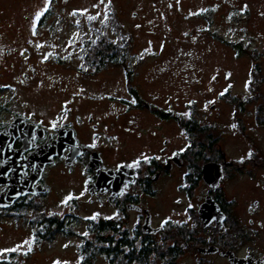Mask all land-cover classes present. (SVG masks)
I'll return each mask as SVG.
<instances>
[{"label": "rangeland", "instance_id": "374dc122", "mask_svg": "<svg viewBox=\"0 0 264 264\" xmlns=\"http://www.w3.org/2000/svg\"><path fill=\"white\" fill-rule=\"evenodd\" d=\"M193 1L116 0L122 20L129 29L135 26L132 32L136 42L132 52L140 48L146 50L143 61L133 67V80L130 85L137 89L147 103L163 109L172 108L186 116L191 113L201 122L216 123V133H221L222 136L218 142L219 147L215 149L219 148L218 152L223 151L227 161L239 165L238 169H233V165L228 167L230 174L220 183L224 199L230 201L232 207L230 211L234 213L232 216L238 217L235 222L231 219L223 229V232L230 233L229 236L225 234L224 240L238 244V238L233 232L240 229V224L248 225V219H252L253 226L250 229H255L256 233L239 241L241 244L239 251L242 253L252 251L254 254L264 255V95L260 99L252 97L241 100L240 98L247 93L245 78L250 63L248 54L235 56L233 47H226L215 40L209 41L204 34L199 35L198 39L193 37L197 35L193 26L200 21L197 18L187 17L193 9L191 7ZM45 2L46 0H24L28 5L27 9L32 10L36 7V12ZM257 2L263 3L264 0ZM47 3L49 8L44 20L46 30L41 29L40 34L38 31L36 44L42 46L45 43L47 47L50 45L54 53L58 51L63 56L68 51V68L64 65L62 68L53 66L54 71L67 72L68 76L67 78L65 76L61 82L52 83L51 89L39 78L25 84L11 85L0 82V86L5 88L0 95V101L12 98L9 100L11 111H3L0 114V121L17 111L60 121L65 113L64 107L67 106L70 109L67 119L72 121L77 116L84 119L78 128L85 132V129H88L85 119L87 113L91 112L94 119L99 118L101 121L100 132L95 135L108 163L118 158L133 160L144 155L146 150H157L163 145L162 140L165 137L169 139L171 147L182 145L185 147L192 142L194 136H187L175 120L156 121L145 109L129 110L128 114H139L137 128L132 122L130 125L127 124L134 129L130 135L124 136L121 132L122 124L118 125L129 116L126 118L115 116V121L112 120V124L108 127L114 111L125 113L132 106L130 103L133 99L125 84L127 69L110 66L95 73H91L87 68L80 69L81 50L78 47L81 39L88 36L89 28L84 27L81 31H76L75 23L80 20H75V16L67 13V10L70 11L73 7L87 10L84 15H80V19L84 20L88 14L96 16L97 13H101L103 6L99 0H50ZM251 9L248 19L245 20L243 17L240 21L228 23L230 28L238 29L240 25L249 26L251 22L259 24L257 9ZM133 10L138 11V19L130 15V11ZM165 10L167 14L163 15L162 12ZM15 17L9 19L12 27L16 24L24 26L26 23H32L33 20H25L19 14ZM150 20L156 22V25L146 24V21ZM1 26L4 25L0 22V28ZM153 27L156 29L154 33H150ZM248 31L252 33L250 27ZM245 33L241 35L245 36ZM223 34L232 42H239L242 38L239 31L233 33L229 28ZM261 43L263 45V41ZM261 49L264 50L263 46ZM37 58V66L43 65L39 55ZM262 64L264 67V55ZM219 65L223 67L220 68ZM219 68L220 71L223 68L228 69L230 94L239 95V100L235 96L233 99L230 94L228 98L215 96L208 98L211 96L207 94L209 88L211 92L216 93L223 84L212 83L204 77L209 76L212 71L217 69L219 71ZM184 72L190 77L187 76L188 78L182 80ZM199 76L204 79L196 81L194 77ZM261 91L264 94V84L261 86ZM110 96L115 97V100L110 99ZM236 101L241 109L234 113L232 108ZM105 134L108 137H105ZM111 135L118 138L114 140L109 137ZM114 145L119 146V153L113 151ZM204 152L206 156L211 155L209 152ZM211 153L217 155L216 151ZM245 157L248 159L244 160ZM58 168L54 166L48 172L54 189L51 196L37 200L36 207L28 206L25 213L19 216L14 210L0 211V250L23 245L18 251L0 255V264H54L56 261L60 264L65 262L66 264H122L120 261L109 262L103 253L95 249L94 256L89 262L86 260L87 254L83 251L82 245L85 238H92V233L89 231L92 217L95 216L94 220L119 219L121 214L115 211L105 196L89 199L84 193L82 182L87 174L81 164L75 165L63 176L57 172ZM185 187L181 170H173L157 182L156 195L147 198L146 202L153 213V223L160 224L165 221L168 226L164 233L161 232L152 238L159 240L162 235L168 237L171 232L173 234L174 229L183 225L188 232L192 231L194 238L191 246L184 243V248L176 258L177 264H230L221 255H201L196 251V246H205L213 234L212 229L207 226L206 229L197 222L194 212L199 195L206 186L200 181L196 190L190 191V195L183 193ZM70 194L73 199L61 209L62 201ZM177 198H180V202H177ZM55 211H58L57 213L63 211L65 220L70 221L71 232L56 233L51 241H38L34 236V222H30L31 219L34 221L36 219L34 217L41 214L56 215ZM125 221L124 226L128 228L129 234L134 236L135 215H131ZM258 221L262 226L257 224ZM246 231L249 232L247 229ZM215 234L218 235V231H215ZM201 238L205 243L200 241ZM26 241H31L30 252Z\"/></svg>", "mask_w": 264, "mask_h": 264}, {"label": "flooded vegetation", "instance_id": "af4514ba", "mask_svg": "<svg viewBox=\"0 0 264 264\" xmlns=\"http://www.w3.org/2000/svg\"><path fill=\"white\" fill-rule=\"evenodd\" d=\"M48 1L50 0H46L44 4L42 3L39 8L40 10L36 12V7H33L32 10L27 9L28 5L24 3V0H0V22L5 26H1L0 28V82L11 85L14 83L25 84L39 78L41 82L48 84L49 89H51L52 83L61 82L65 76L67 78V72L60 73V71H54L53 66L62 68V65H64L65 68H68V51H66L63 56L58 51L54 53L50 45L47 47L45 43L42 46H38L36 44V35L38 31L40 34V30L45 27L44 20L47 16L49 8L47 3ZM257 1L258 0L193 1L191 6L193 9L187 17L197 18L200 20L193 26L196 31L195 34H197L196 36H193L195 39H198L199 35L204 34L208 37L209 41L215 40L226 47H233L235 56L248 54L250 57L249 69L246 72L247 77L245 78L247 82L245 86V89L247 90L246 94L244 93L241 97L233 93L230 94L228 86L229 71L227 68H223L220 71V68L223 66L219 65V71L217 69L210 72L209 76L204 77L211 80L212 83L220 82L223 84L221 89L216 93L211 92V88H209V92L207 94H210L211 96H208V98L213 96L216 98H228L230 94L232 97L235 96L237 100H239V97L241 100H248L252 97L260 99V97L264 95L261 91V86L264 84V67L262 64L264 50L261 49L262 46L264 49V2L259 3ZM105 5H108V7L105 8ZM102 6L103 10L99 13V15H96L97 18L95 20H89V14L84 20L80 19L79 13L73 16H75V20H80L75 23L74 29L76 31H81L84 27L89 28L87 31L89 32L88 36L85 39H81L78 47L81 50L80 69H90L91 73L99 72L110 66L128 69L125 71V84L128 89V93L133 99V102L130 103L133 107H129L125 113H122V111H114V113L111 114L113 117L110 119L108 127L112 124V120L115 121V116H124V118L129 116L124 119L122 123H118V125L120 126L122 124L123 131L121 132L124 136L132 134L134 129L128 125L132 122L137 128L139 114H128V112H130V109L135 108L147 110L152 116V119H155L156 121L175 120L177 125L184 131L182 121L193 118L191 113L186 116L175 109H163L154 104L147 103L140 96L137 89L130 85L131 80H133V67L143 61V54L146 50L145 48H140L132 52L136 42L135 36L132 32L135 26H132V28L129 29V27L122 20L117 10L116 0H110V3L109 0H104ZM251 7L253 9H251ZM45 8H47V11H44ZM254 8L257 9V23L259 22V24L251 22L249 26L240 25V28L238 29L235 27L230 28V24L228 25V23L240 21L243 17H245V20L248 19L250 9L254 10ZM75 10L79 9L73 7L72 10H67V13L72 14ZM42 11L43 15L39 20H37V13ZM105 13L108 15L107 20H104ZM16 14L21 15V17L25 20L33 19L32 23H26L24 26L16 24L15 27H12V23L9 19L16 18ZM142 14L143 13H141V15ZM162 14L166 15V10L162 12ZM130 15L134 19L139 18V13L136 10L130 11ZM147 23H150L153 26L156 25V22H152V20L146 21V24ZM249 27L252 30V33L248 31ZM253 27L257 28L254 29ZM228 28L233 33H235L236 30L239 31L240 35L243 32H246L245 36L241 35L242 38L239 42H232L223 34L228 30ZM155 29L156 28L153 27V29L150 30V33H154ZM91 37L93 38V41H99V43L92 46L90 41ZM261 41H263V45ZM148 43H150V41H148ZM41 44L42 43H40V45ZM51 45L53 46V44ZM259 45L261 48H259ZM100 47L108 52L109 57L104 60L102 66H95V64H92L90 60L85 59V50L86 52L96 50V52H99L101 50H99ZM138 51H140V53ZM38 55L43 65L37 66ZM46 56L47 59H45ZM168 61H170V59ZM184 76V78L182 77V80L190 77L186 73ZM194 78L196 81H198L197 79H204L201 76ZM4 89V87L0 86V95ZM110 99L115 100V97L110 96ZM9 100L2 99V101H0V114L6 110L11 111L9 108ZM233 105L234 107L232 110L234 113L236 110L239 111L241 109L237 101L236 104ZM64 110L65 113H63V117L60 121H55L51 117L44 118L42 115L33 116L32 114L28 115V113H20L18 111L13 112L8 118H4L0 121V130H2V133H0V195L6 194L11 187L21 184L26 185L29 181H32L37 172V166H33L29 160L32 153L37 152L36 157L38 159H42L44 154L45 157L49 156L51 159L49 163L44 165L40 176L32 183L31 187V189L45 188V192H28L19 196L9 207L0 208V211H12L16 207H19L22 203L24 204L28 201L34 202L51 196L54 189L51 179L48 176L50 168L58 166L59 168L57 172L63 176L66 175L69 170H72L75 165L81 164V167L87 174L86 179L82 182L84 193L89 196V199L105 196V198L111 202L115 211L121 214V218L111 219L116 227V234L114 235L116 239L120 238L122 231H125V234H127L128 237H134L136 240H140L142 238L159 235V233L167 229L168 224H166L165 221L160 224L153 223V213L147 205L146 199L153 198L156 195L155 187L157 182H159V180H161V178L165 175H169L173 170H181L182 172V178L186 184L183 192L185 195H190V191H195L196 186L200 181L205 184L206 188L202 192L203 194L201 193L199 195V201L194 210L201 225L202 222L198 218L197 209L206 196H210L213 200H215L225 214L222 225L219 227L222 229L220 232H223V229L226 228L225 223L228 225V222L231 220L228 217L229 214L232 218V222L238 220V217L235 218L232 216L234 213L230 211L232 209L231 206L228 211H225V209L222 208V206H225V204L230 201L224 199V192L221 189L220 183L224 177L230 174L229 169H227L228 167H232L233 165V169H238L239 165L234 164L232 161H227L225 159V153L223 151L218 152L219 148L218 150L213 148V151L212 149H205L207 153L209 152L211 154L206 156L204 150L200 147L198 142H190L189 145H186L185 147L184 145L180 147H171L169 145V139L165 137L162 140L163 145L157 150H146L144 155L138 156L133 160L128 161L118 158L112 163H108L101 146L96 139L97 135H95L100 132V119H94L93 114L88 112L85 119L88 129H85L86 131L84 132L83 130L80 131L78 128L79 124H81L84 119L77 116L70 121L67 119V114H69L70 111L69 107L65 106ZM195 118L197 121H200L197 117ZM205 122L207 123L208 121ZM208 124L215 129V132H213L216 135L215 137L218 139L215 145V147H217L222 134L216 133V123ZM8 125H12L11 129L9 131H4V128ZM70 130L75 139V146L73 147L70 146ZM105 137H108L107 134H105ZM109 137L114 140L118 138V136L115 135H111ZM119 146L114 145L113 151L115 153H119ZM78 150H80V153L76 154ZM197 150H202V154L200 155L197 153ZM214 151L217 152V155L211 153ZM204 157L208 159L205 160ZM246 159L248 158L245 157L244 160ZM136 162H138V164H136ZM207 162H217L220 163L222 167L223 175L215 185V188L206 184L202 177V166ZM121 166H123L125 170L131 168L134 178L131 181H125L122 184L119 193L114 194V196L111 197L110 192L106 191L100 193L98 187H92V184L97 179V170H116ZM193 180L196 182L193 183ZM90 187L94 190L92 194L89 192ZM111 187L112 189L116 188L113 186ZM177 202H180V198H177ZM66 204L63 203L61 209H63V205L65 206ZM55 212L60 216V218H64L65 220L66 216L63 214V211L60 213H57L58 211ZM131 215H135L136 217L134 236L129 234L128 228L124 226V224H126L125 220L129 219ZM147 215L150 216L152 229L159 227V230L149 232H145L143 230L142 225ZM65 221L67 222V220ZM257 224L262 226L260 221H258ZM161 225H163V227ZM240 226L241 227L238 230L239 236H237L238 244L220 239H215V241H213V239H211V235V238L207 240L205 246H196V251L202 255L203 253L199 251L200 248L215 246L218 250L207 254L221 255V251H231L235 256L239 257L249 258L254 256L264 258V255L254 254L252 251L244 253L239 251L241 246L239 241H241L243 237H248V235L250 236L256 233L255 229H250V227L253 226L252 219H248V225L240 224ZM207 227L213 231L214 227L218 226L215 222H211ZM245 228L249 230V232H247ZM191 245L192 243L189 246ZM222 257L227 259L228 262L232 264L228 259V254Z\"/></svg>", "mask_w": 264, "mask_h": 264}, {"label": "trees", "instance_id": "16d2710c", "mask_svg": "<svg viewBox=\"0 0 264 264\" xmlns=\"http://www.w3.org/2000/svg\"><path fill=\"white\" fill-rule=\"evenodd\" d=\"M90 41L92 46L99 43V41H93L92 37ZM99 50L101 52H96L97 50L86 52L85 50V59L90 60L95 66H102L104 60L109 57V54L101 47ZM182 126L187 136H194L192 142H198L204 151L205 149L209 150L215 148L218 139L214 134L215 129L212 128L210 124L197 121L193 116V118L182 121ZM197 153L201 155L202 150H197ZM204 159L206 160L208 158L204 157ZM195 182L193 180V183ZM37 205V201H28L16 207L14 211H16V215L19 216L25 213L28 206L36 207ZM222 208L228 211L230 209V203L225 204ZM41 215H36L34 217L36 219H34V221L31 219L30 221L34 222V236L38 241H51L56 233L68 234L71 232L70 221L67 220L66 222L64 218H60L58 214L49 216ZM228 217L232 219L230 214ZM197 222L199 223V221ZM90 224L89 231L92 233V238H85L82 245L83 251L87 254L86 260L88 262L90 258L94 256L93 252L95 249L103 253L109 262L120 261L122 264H177L176 258L184 248V243L190 245L194 238L192 231L188 232L183 228V225L174 229L173 234L171 232L168 237L162 235L163 237L159 240H155L152 237L136 240L134 237H128L125 231H122L120 238L116 239L114 236L116 234V227L109 218L93 219ZM66 227L67 229L65 230ZM221 230V228L214 227L212 234L213 241L217 238L224 240L225 234L227 236L230 235L229 232H220ZM215 231H218V235L215 234ZM233 235L239 236L238 229L233 232ZM167 240L169 242H166ZM200 241L205 243L203 238H201Z\"/></svg>", "mask_w": 264, "mask_h": 264}, {"label": "water", "instance_id": "95a60500", "mask_svg": "<svg viewBox=\"0 0 264 264\" xmlns=\"http://www.w3.org/2000/svg\"><path fill=\"white\" fill-rule=\"evenodd\" d=\"M12 125H8L6 128H4V131H9L11 129ZM0 133H2V130H0ZM70 146H75V139L73 135L71 134L70 130ZM80 150L76 152V154H79ZM37 152L32 153L29 160L32 163L33 166H37V172L34 175V178L32 181L26 185H16L14 187H11L10 190L6 194L0 195V208H7L9 207L19 196L24 195L28 192H45V188H36L31 189L32 183L35 182V180L40 176L43 167L46 163H49L51 161L49 156L42 157V159H38L36 157ZM49 157V158H48ZM202 172H203V180L206 184L210 185L212 188H215V185L218 183L219 179L222 177V167L220 163L217 162H207L202 166ZM97 179L92 184V187L95 186L98 187V190L100 193L102 192H110V196L113 197L114 194H117L121 190V186L125 181H131L134 178V174L131 168H128L125 170L123 166L117 168L116 170H97ZM116 187L113 188L112 187ZM89 192L92 194L94 190L90 187ZM198 218L202 222V226L206 227L211 222H215L218 227L222 225V221L225 218L224 212L220 209L219 205L215 200H213L210 196H206L204 201L199 205L198 209ZM142 228L145 232L149 231H157L159 230V227L153 228L151 227L150 223V216L147 215L145 218V221L142 225ZM151 228V229H148ZM218 250L215 246H207L200 248L199 251L203 254H207L210 252H216ZM220 254L222 256L228 254V259L232 264H264V258L263 257H254L251 256L249 258L246 257H239L235 256L233 252L231 251H221Z\"/></svg>", "mask_w": 264, "mask_h": 264}, {"label": "snow or ice", "instance_id": "6c2138e0", "mask_svg": "<svg viewBox=\"0 0 264 264\" xmlns=\"http://www.w3.org/2000/svg\"><path fill=\"white\" fill-rule=\"evenodd\" d=\"M100 3L103 4L104 3V0H100ZM109 3H110V0H109ZM94 7H95V5H94ZM107 7H108V5H105V8H107ZM44 11H47V8H45ZM86 11L87 10H75L72 13V15H77L78 13L80 15H84ZM42 15H43V11L40 12V13H37L36 19L39 20ZM97 15H99V13H97ZM96 18H97L96 16H92V15H89L88 16V19L89 20H95ZM107 19H108V15H107V13H105L104 14V20H107ZM45 59H47V56L45 57ZM233 127H235V125H233ZM249 155H251V153H249ZM136 164H138V162H136ZM71 199H73V197L70 194L68 197L65 198L64 201H62V203H65L66 204ZM94 218H95V216L92 217V219H94ZM161 226L163 227V225H161ZM85 235H86V233H85ZM25 243L28 244V251L30 252L32 250L31 249V241H26ZM21 247H23V245H18L16 248H12V249H3V250H0V255H3L4 253H7V252H15V251H18ZM54 264H60V262L59 261H56V262H54ZM65 264H66V262H65Z\"/></svg>", "mask_w": 264, "mask_h": 264}]
</instances>
